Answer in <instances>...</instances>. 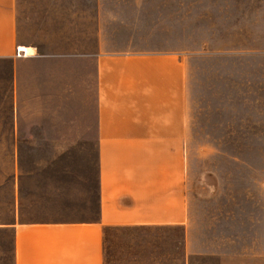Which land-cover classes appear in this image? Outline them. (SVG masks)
Here are the masks:
<instances>
[{"label": "crops", "instance_id": "crops-1", "mask_svg": "<svg viewBox=\"0 0 264 264\" xmlns=\"http://www.w3.org/2000/svg\"><path fill=\"white\" fill-rule=\"evenodd\" d=\"M90 1L67 28L30 39L21 18L41 3L0 0L16 140L0 254L8 248L12 264H105L117 227H184L191 237L186 62L176 46L107 40L113 19ZM21 46L34 52L18 56Z\"/></svg>", "mask_w": 264, "mask_h": 264}, {"label": "rangeland", "instance_id": "rangeland-1", "mask_svg": "<svg viewBox=\"0 0 264 264\" xmlns=\"http://www.w3.org/2000/svg\"><path fill=\"white\" fill-rule=\"evenodd\" d=\"M37 2L42 11L27 8L21 18L30 39L42 31L54 36L94 3H28ZM101 5L102 17L114 22L107 40L133 36L144 46L179 48L188 73L192 180L190 238L184 227L113 228L105 237V264H264V0ZM12 131L11 62L0 60V218L12 216ZM0 264H12L8 248Z\"/></svg>", "mask_w": 264, "mask_h": 264}, {"label": "bare ground", "instance_id": "bare-ground-1", "mask_svg": "<svg viewBox=\"0 0 264 264\" xmlns=\"http://www.w3.org/2000/svg\"><path fill=\"white\" fill-rule=\"evenodd\" d=\"M19 49H20V47H19ZM23 53H25V55L27 54H31V53H33L34 51V49H32V48H30V47H27V46H21V49H20Z\"/></svg>", "mask_w": 264, "mask_h": 264}, {"label": "built area", "instance_id": "built-area-1", "mask_svg": "<svg viewBox=\"0 0 264 264\" xmlns=\"http://www.w3.org/2000/svg\"><path fill=\"white\" fill-rule=\"evenodd\" d=\"M25 53H23L19 48H17V55L18 56H21V55H24Z\"/></svg>", "mask_w": 264, "mask_h": 264}]
</instances>
